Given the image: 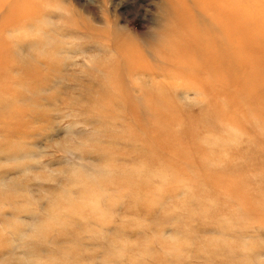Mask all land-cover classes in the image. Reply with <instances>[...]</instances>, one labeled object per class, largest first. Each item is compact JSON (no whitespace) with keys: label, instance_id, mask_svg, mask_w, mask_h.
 I'll list each match as a JSON object with an SVG mask.
<instances>
[{"label":"rangeland","instance_id":"obj_1","mask_svg":"<svg viewBox=\"0 0 264 264\" xmlns=\"http://www.w3.org/2000/svg\"><path fill=\"white\" fill-rule=\"evenodd\" d=\"M178 14L0 0V264H264V81L206 92Z\"/></svg>","mask_w":264,"mask_h":264},{"label":"bare ground","instance_id":"obj_2","mask_svg":"<svg viewBox=\"0 0 264 264\" xmlns=\"http://www.w3.org/2000/svg\"><path fill=\"white\" fill-rule=\"evenodd\" d=\"M247 2L170 0L176 14L179 12L183 18L177 19L179 30L176 26L169 30L171 50L168 48L167 53L184 64L195 65L198 72H207L209 80H206L204 90L209 94L215 92L212 88L214 83L211 82L219 78H224L222 80L227 81L231 89L238 88L240 91L255 78L259 82L264 81V62L261 60L264 59V7L257 2ZM194 9L201 10L207 16L196 15L192 12ZM249 50H256L251 60L247 57ZM193 51L197 54L195 58L190 57ZM244 58V61L248 58L249 62H242ZM257 61H260L259 65ZM186 69L182 64L181 72L186 73ZM189 73L192 76L198 74L190 69ZM246 73L249 79L245 80Z\"/></svg>","mask_w":264,"mask_h":264}]
</instances>
